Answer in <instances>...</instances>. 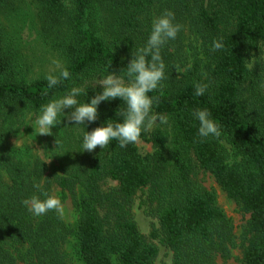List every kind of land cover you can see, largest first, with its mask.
Instances as JSON below:
<instances>
[{"label":"trees","instance_id":"trees-1","mask_svg":"<svg viewBox=\"0 0 264 264\" xmlns=\"http://www.w3.org/2000/svg\"><path fill=\"white\" fill-rule=\"evenodd\" d=\"M31 5L39 24L36 38L50 43L71 73L54 88L44 76L29 81L20 74L19 45L14 35L7 37L3 19ZM165 9L182 27L162 49L166 79L150 95L159 97L154 110L170 116L171 135L160 126L142 133L140 139L155 148L150 154H142L137 143L121 148L116 141L94 152L79 151L83 131L122 119L116 110L125 105L117 98L102 102L97 121L86 129H74L64 119L57 125L60 173H48L39 157L19 158L9 137L20 132L26 111L37 112L73 86H85L88 95H81V102L96 95L100 89H92L90 81L126 67L132 51L146 42L152 18ZM220 38L223 49L212 51V41ZM258 43L264 45V0H0V264H79L67 250L71 238L82 264H116L115 259L158 264V242L172 252V264H221L219 258L227 264L238 245L234 226L216 191L196 181L198 170L211 173L249 215L241 264H264V94L253 89L245 96ZM197 81L211 82L203 96L194 95ZM197 108H206L220 125L219 139L198 137L192 117ZM227 145L236 158L230 159ZM34 181H42L50 194L55 184L63 197L69 191L78 220L29 213L21 201L39 194ZM145 188L159 220L149 236L132 212L135 196Z\"/></svg>","mask_w":264,"mask_h":264},{"label":"clouds","instance_id":"clouds-1","mask_svg":"<svg viewBox=\"0 0 264 264\" xmlns=\"http://www.w3.org/2000/svg\"><path fill=\"white\" fill-rule=\"evenodd\" d=\"M174 17L175 13L169 9H165L159 16H154L146 42L132 51L126 67L119 73L108 70L107 74L94 78L95 87L92 89L98 87L100 89L96 95L89 97L86 102H81L79 97L88 95V92L86 93L83 85L73 86L64 95L42 104L37 112L30 113L25 125H31L36 134L52 135V129L66 118L69 124L83 125L86 129L87 125L97 121L99 105L117 98H120L125 105L123 111L120 110L121 106L116 110V116L122 119L116 122L108 119L101 126L83 131L82 150L79 151L94 152L97 146L105 149L112 141L125 148L130 144H136L142 133H147L154 127L169 125L170 116L154 110L159 97L150 93L162 88L166 79L167 65L162 56V49L169 41L177 38L182 27L175 22ZM223 47V38L212 41V51L221 50ZM259 48L260 57L264 55V50L260 44ZM253 57L256 56L253 54ZM52 63L56 66L55 69L44 75L48 88H54L71 77L69 69L63 66L62 61L54 59ZM210 87L211 82H194V95L203 96ZM192 117L198 121L197 135L201 140L220 138L221 127L211 118V113L206 108L194 109ZM58 143L56 140V144ZM33 187L39 194H33L21 201L27 211L35 217L55 212L62 218L61 200L50 194L42 181H34Z\"/></svg>","mask_w":264,"mask_h":264},{"label":"rangeland","instance_id":"rangeland-1","mask_svg":"<svg viewBox=\"0 0 264 264\" xmlns=\"http://www.w3.org/2000/svg\"><path fill=\"white\" fill-rule=\"evenodd\" d=\"M33 5L31 7H24L22 10L17 9L10 14L9 17L4 18L3 22L7 24L8 32L6 33L8 39H12L13 35L17 40V45H19V56L21 63L23 64L19 70L20 74L25 76L27 80H32L36 77L44 76L46 73L53 71L55 65L52 63L54 59L62 60L61 56L57 51L54 50L52 45L46 42L43 37L36 38V32L38 31V23L34 17ZM16 12V13H15ZM188 28V27H187ZM36 31V32H35ZM193 40V35L188 39V42ZM262 50H264V45H261ZM260 48L254 50L251 54L250 66L252 67L253 74L250 81L247 83V90L245 93L246 97H251L253 94V89L260 91L264 94V55H260ZM253 54L256 57H253ZM202 57L204 56L201 54ZM194 57H190L189 61L192 62ZM23 60V62H22ZM91 84L95 85V81H90ZM70 111V110H66ZM36 111L28 110L25 113V117L22 121L20 132L9 137V142L11 147L16 151L19 158L27 159L29 157H39L41 158L48 167V173L54 175L60 173V166L62 162V150L56 144V139L54 137V131H57V126L52 129V135H39L34 132L31 125H25L29 118L30 113H35ZM63 121L68 122L65 118ZM171 120L169 125L160 126L162 128L168 129L171 135ZM61 125V123H60ZM74 129L80 131V125H73ZM156 127H154L153 131ZM17 144V146H16ZM138 148L142 154H150L155 148L152 142L139 139L137 142ZM227 149L231 155L230 159H234L230 146L227 145ZM173 143L171 138L167 142V148L165 150V157L168 163L167 173L170 174L173 169L174 159H173ZM196 181L205 186L216 191L218 203L226 216L232 221L234 226V232L237 240V247L233 249V256L228 260L227 264H241L242 258V232L243 225L248 219L249 215L245 214L241 207L230 198L227 193L222 190L219 184L216 182L214 176L204 170H198L195 175ZM109 185L116 184L114 181H108ZM66 197H63L62 189L56 184L53 187L52 194L57 196L63 204V216L62 218L67 223L74 224L79 217L78 210L73 203L72 197L69 191H65ZM148 189L145 188L140 190L132 204V212L134 219L138 225V228L142 233L149 236L153 229L159 227V220L156 216L152 214V208L148 198ZM158 242V240H155ZM75 240L70 239L67 245V250L70 252L72 257H76L77 262L82 264L78 259L75 248ZM159 244V255L157 258L158 264H172L173 254L164 245ZM116 264H119L115 259ZM219 263H223V260L219 258Z\"/></svg>","mask_w":264,"mask_h":264}]
</instances>
